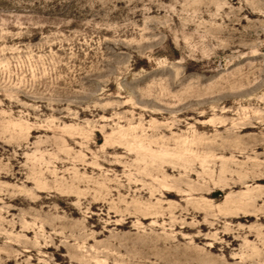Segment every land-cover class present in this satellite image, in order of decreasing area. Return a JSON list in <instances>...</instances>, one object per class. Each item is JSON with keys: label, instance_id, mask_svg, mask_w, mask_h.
I'll use <instances>...</instances> for the list:
<instances>
[{"label": "rangeland", "instance_id": "1", "mask_svg": "<svg viewBox=\"0 0 264 264\" xmlns=\"http://www.w3.org/2000/svg\"><path fill=\"white\" fill-rule=\"evenodd\" d=\"M198 260L264 264V0H0V264Z\"/></svg>", "mask_w": 264, "mask_h": 264}, {"label": "bare ground", "instance_id": "2", "mask_svg": "<svg viewBox=\"0 0 264 264\" xmlns=\"http://www.w3.org/2000/svg\"><path fill=\"white\" fill-rule=\"evenodd\" d=\"M223 150H231L232 149V146H227V147H224V148H222ZM242 166V165H241ZM255 167H257V164H255L254 165ZM254 169V168H253ZM164 171V178H163V181L161 182V186H162V188L164 189V191H163V196L165 197V198H169V197H171V198H175V197H177L179 194H177V192H176V187L175 188H173L169 183H168V175H167V172H166V170H163ZM229 172H231V170L229 169V168H227V166H224L222 169H221V172H220V174H219V179H220V181L222 182V185H224V186H229V185H231V184H229L227 181H226V179H227V173H229ZM235 172H237L238 173V171L236 170ZM238 178H237V181L238 182H244L247 178H248V175L247 174H241V173H238ZM256 192V193H255ZM261 192H263V190L262 189H258V190H256V191H252V190H250V191H248V192H246V193H243L242 195H240V196H238V197H233V196H231V195H227L226 196V198H225V201H224V204H226L227 206H230V207H232V205H234V203H238V202H240V200H245V198H247L248 196H256V195H258V194H261ZM253 193V194H252ZM207 202V201H206ZM241 203V202H240ZM242 204V206L241 207H243V209H245V206L246 205H244L243 203H241ZM244 205V206H243ZM241 207H240V209H241ZM230 212H232V213H235L232 209H228ZM201 227L202 228H205V227H207V225L206 224H202L201 225ZM198 237V236H197ZM167 238V237H166ZM145 243H147L146 241H145ZM151 244V243H150ZM168 244V243H167ZM234 244V243H233ZM232 244V245H233ZM144 244L142 243V246H143ZM152 245V244H151ZM144 246H147V244L146 245H144ZM208 247H210V248H212V249H215V245H212V244H210V245H208ZM201 254V253H200ZM209 256V255H208ZM182 258V257H181ZM211 258V257H210ZM209 258V259H210ZM212 258H214V257H212ZM186 259V258H185ZM199 260H203L202 258L201 259H199ZM198 260V261H199ZM205 260H206V258H205ZM139 261H137V263H138ZM143 262V261H142ZM161 262V261H160ZM200 262V261H199ZM207 262H208V260H207ZM207 262H205L204 264H206ZM196 263H198V262H196ZM201 263V262H200ZM199 263V264H200ZM203 263V262H202ZM201 263V264H202ZM210 263V262H209ZM212 264V263H211ZM215 264V263H214Z\"/></svg>", "mask_w": 264, "mask_h": 264}]
</instances>
